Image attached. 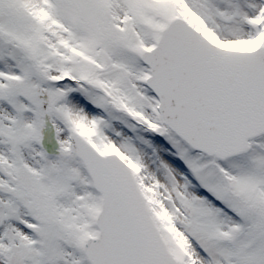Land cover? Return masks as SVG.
Here are the masks:
<instances>
[{
    "label": "snow or ice",
    "instance_id": "snow-or-ice-1",
    "mask_svg": "<svg viewBox=\"0 0 264 264\" xmlns=\"http://www.w3.org/2000/svg\"><path fill=\"white\" fill-rule=\"evenodd\" d=\"M0 264H264V0H0Z\"/></svg>",
    "mask_w": 264,
    "mask_h": 264
}]
</instances>
